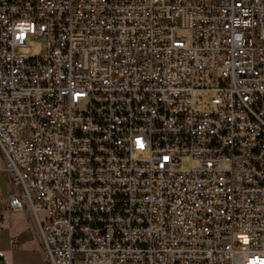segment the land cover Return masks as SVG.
I'll return each instance as SVG.
<instances>
[{
    "label": "built area",
    "instance_id": "built-area-1",
    "mask_svg": "<svg viewBox=\"0 0 264 264\" xmlns=\"http://www.w3.org/2000/svg\"><path fill=\"white\" fill-rule=\"evenodd\" d=\"M0 169L46 263L264 264V0H0Z\"/></svg>",
    "mask_w": 264,
    "mask_h": 264
},
{
    "label": "rangeland",
    "instance_id": "rangeland-1",
    "mask_svg": "<svg viewBox=\"0 0 264 264\" xmlns=\"http://www.w3.org/2000/svg\"><path fill=\"white\" fill-rule=\"evenodd\" d=\"M26 44L28 46L25 50L33 54H40L43 51V44L38 39H28ZM182 164H185L184 160ZM4 172L0 169V196H5L8 188L12 192L19 190V185L9 181ZM14 235L20 239L21 246L10 249L7 241ZM0 254L4 258L2 262L7 264H49L44 260L35 221L28 209L15 211L4 207L0 209Z\"/></svg>",
    "mask_w": 264,
    "mask_h": 264
},
{
    "label": "trees",
    "instance_id": "trees-1",
    "mask_svg": "<svg viewBox=\"0 0 264 264\" xmlns=\"http://www.w3.org/2000/svg\"><path fill=\"white\" fill-rule=\"evenodd\" d=\"M2 261H3V257H2V255L0 254V264H5V263H3Z\"/></svg>",
    "mask_w": 264,
    "mask_h": 264
},
{
    "label": "crops",
    "instance_id": "crops-1",
    "mask_svg": "<svg viewBox=\"0 0 264 264\" xmlns=\"http://www.w3.org/2000/svg\"><path fill=\"white\" fill-rule=\"evenodd\" d=\"M5 173V172H4ZM3 257V256H2ZM3 260H4V258H3ZM5 262V261H4ZM5 264H7L6 262H5Z\"/></svg>",
    "mask_w": 264,
    "mask_h": 264
}]
</instances>
